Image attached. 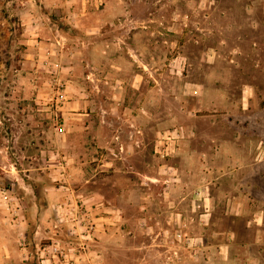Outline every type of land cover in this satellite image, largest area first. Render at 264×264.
Here are the masks:
<instances>
[{
    "label": "rangeland",
    "instance_id": "rangeland-1",
    "mask_svg": "<svg viewBox=\"0 0 264 264\" xmlns=\"http://www.w3.org/2000/svg\"><path fill=\"white\" fill-rule=\"evenodd\" d=\"M0 264H264V0H0Z\"/></svg>",
    "mask_w": 264,
    "mask_h": 264
},
{
    "label": "built area",
    "instance_id": "built-area-1",
    "mask_svg": "<svg viewBox=\"0 0 264 264\" xmlns=\"http://www.w3.org/2000/svg\"><path fill=\"white\" fill-rule=\"evenodd\" d=\"M58 86L60 87L61 84L58 85ZM58 92H59V90H58ZM61 92H62V91H60L59 94H60ZM60 95H61V94H60ZM57 130L61 132V131L63 130V128H62V127H58ZM82 222H83V220H82ZM80 223H81L80 220H79L78 222L76 221V225H77V227H76L75 229H72V230H73L72 232H73L74 234L79 235V237H80L81 239H83V240H88V239L90 238V230L92 229V225H91L89 222H87V223L81 225V226H82V229H79V230H78V226L80 225ZM81 232H82V233H81ZM54 250L56 251L57 248L54 249Z\"/></svg>",
    "mask_w": 264,
    "mask_h": 264
},
{
    "label": "crops",
    "instance_id": "crops-1",
    "mask_svg": "<svg viewBox=\"0 0 264 264\" xmlns=\"http://www.w3.org/2000/svg\"><path fill=\"white\" fill-rule=\"evenodd\" d=\"M76 26H77V25H73L72 28H77ZM58 32H59V31H58ZM59 35H61L60 37H61L62 39H63V38H64V39H67V37L65 36L66 34H65L64 32H62V31L59 32ZM57 44H58V41H57ZM53 45H54V44H53Z\"/></svg>",
    "mask_w": 264,
    "mask_h": 264
},
{
    "label": "trees",
    "instance_id": "trees-1",
    "mask_svg": "<svg viewBox=\"0 0 264 264\" xmlns=\"http://www.w3.org/2000/svg\"><path fill=\"white\" fill-rule=\"evenodd\" d=\"M5 1H8V0H5ZM2 12H5V11H4V8H2Z\"/></svg>",
    "mask_w": 264,
    "mask_h": 264
}]
</instances>
